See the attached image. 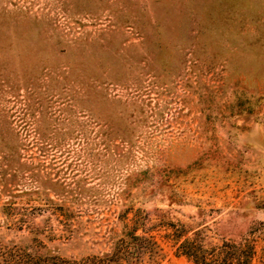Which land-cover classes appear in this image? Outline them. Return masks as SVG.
I'll return each instance as SVG.
<instances>
[{
  "label": "rangeland",
  "instance_id": "374dc122",
  "mask_svg": "<svg viewBox=\"0 0 264 264\" xmlns=\"http://www.w3.org/2000/svg\"><path fill=\"white\" fill-rule=\"evenodd\" d=\"M0 240L264 264V0H0Z\"/></svg>",
  "mask_w": 264,
  "mask_h": 264
},
{
  "label": "trees",
  "instance_id": "16d2710c",
  "mask_svg": "<svg viewBox=\"0 0 264 264\" xmlns=\"http://www.w3.org/2000/svg\"><path fill=\"white\" fill-rule=\"evenodd\" d=\"M122 235L123 237L121 238L120 236L118 239V244L120 243L126 244L131 239H141L138 238L137 236H131L133 234L129 229L124 230ZM9 242L11 241H7V244ZM4 244L5 243H3L0 240V264H48L46 262L47 259L38 258V252L36 251L30 252L29 248H24V249L18 248L17 251H15V254H11V247L9 248L7 244L6 246Z\"/></svg>",
  "mask_w": 264,
  "mask_h": 264
}]
</instances>
